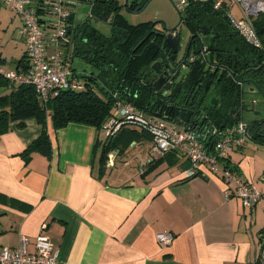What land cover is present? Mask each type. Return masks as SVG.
<instances>
[{"label":"crops","instance_id":"crops-1","mask_svg":"<svg viewBox=\"0 0 264 264\" xmlns=\"http://www.w3.org/2000/svg\"><path fill=\"white\" fill-rule=\"evenodd\" d=\"M3 7L15 14L20 59L26 47L22 20L1 3L0 14ZM16 58L7 68L0 56V67L15 70ZM24 121L0 136V245L15 248L21 234L33 242L44 235L56 250L53 264H255L264 238V186L256 182L263 167L255 158L232 157L239 174L261 193L250 208L239 197H226L235 188L220 177H188L191 166L183 160L170 157L143 173L140 162L150 142L109 155L102 172L108 135L91 124L55 129L49 118L51 155L25 157L42 125L35 117ZM164 232L174 234L167 246L158 239Z\"/></svg>","mask_w":264,"mask_h":264},{"label":"trees","instance_id":"trees-1","mask_svg":"<svg viewBox=\"0 0 264 264\" xmlns=\"http://www.w3.org/2000/svg\"><path fill=\"white\" fill-rule=\"evenodd\" d=\"M88 1L76 0L73 5ZM148 1H133L127 6L130 11L140 12ZM69 7L70 25L66 41L60 49L67 59V68L73 72L72 79L82 87L60 88L58 94L52 93L48 99H44L33 84L11 81L7 76L9 71L0 67V136L10 129L13 122L24 126V120L29 117H35L42 125L40 135L23 152L25 157H30L34 152L51 155L49 118L55 129L70 122L106 128L112 118H115L117 101L130 103L148 116L166 118L164 112L170 105L168 101L174 104L178 99L180 103L190 104L198 111L195 120L185 125L208 122L216 126H227L241 120L243 111L252 110V105H248L243 98L246 91L244 83H252L264 94V46L258 48L248 43L234 28L226 10L215 9L211 2H192L184 12L179 11L181 22L185 23L193 34L183 59L188 60L189 57L195 56L192 62L188 61L190 66L182 74L181 69L180 72H175L184 77L182 86H185V89L180 92L176 87L169 89L163 85L159 88L157 81L152 80L155 75L153 64L160 58L164 61L166 52H169L163 44L165 31L157 28L156 23H130L122 13L119 0H94L90 13L85 18L81 16L75 25V13L71 5ZM37 11L46 17L51 15L46 9L38 8ZM21 20L23 28V19ZM41 22L43 25L48 23L47 20ZM102 23L110 28V34L99 30L98 26ZM254 25L258 34L264 36L263 14L254 19ZM204 26L210 31L208 41L201 43L197 40L195 43V37L203 34ZM71 34L73 38L70 37ZM48 51L53 52L54 48L49 46ZM170 58L169 67L171 62L178 63L175 62L176 54ZM78 60L93 69L90 71L79 67L75 63ZM210 62H218L227 68L224 74L214 76L216 82L211 93L206 92L201 84V79L207 72L206 65ZM28 67L25 47V53L16 61L13 71L24 72ZM214 94L220 100L218 106L211 103L210 97ZM231 111L235 113L232 114ZM175 116V121L184 123L178 113H175ZM249 123L252 126L250 139L264 145V140L259 138L261 126L253 121ZM147 142H150L151 148L153 133L134 125H124L114 135L109 134L103 143L102 172L106 169L110 153L115 152V156L124 154L131 144ZM150 148L145 159L149 157ZM170 157L175 158L176 162L178 159H184L169 152L160 158L145 162L144 166H140V170L143 173L150 172ZM234 164L237 171V164Z\"/></svg>","mask_w":264,"mask_h":264},{"label":"built area","instance_id":"built-area-1","mask_svg":"<svg viewBox=\"0 0 264 264\" xmlns=\"http://www.w3.org/2000/svg\"><path fill=\"white\" fill-rule=\"evenodd\" d=\"M175 7L184 11L192 2H211L215 9L224 8L234 28L255 47L264 46V36H260L254 25V19L264 15V0H171ZM70 2V3H69ZM0 0V3L15 10L23 19V34L26 43V56L29 67L26 71H13L7 74L15 83H31L44 99L52 93L58 94L60 88L82 87L75 79L73 72L66 66V57L60 47L67 38L69 27L68 16L71 14L70 4L76 0ZM238 5L242 17L236 19L230 7ZM48 10L49 17L37 9ZM42 14V15H41ZM41 20H47L43 25ZM54 51L49 52L48 48ZM205 54V48H204ZM195 56L189 57L192 62ZM124 125H134L145 128L153 133V142L149 157L140 164L162 157L166 153H176L192 164L185 170L188 177L207 174L220 177L228 186L235 190H227L226 197L236 196L243 204L252 208L260 198V191L251 182L245 180L235 169L232 160L234 152L241 151L250 139L251 123L238 120L227 126H216L203 122L202 124L185 125L160 116H148L130 103L117 101L115 118L106 127L107 135H114ZM115 156V152L109 154ZM264 180V175L262 176ZM162 246H167L174 240V234L164 232L158 235ZM33 245V248L31 247ZM56 250L52 241L39 235L34 242L27 234H21L19 245L15 248L0 245V264H53L56 260ZM255 264H264L263 246Z\"/></svg>","mask_w":264,"mask_h":264},{"label":"rangeland","instance_id":"rangeland-1","mask_svg":"<svg viewBox=\"0 0 264 264\" xmlns=\"http://www.w3.org/2000/svg\"><path fill=\"white\" fill-rule=\"evenodd\" d=\"M133 1L141 2L142 0H119L120 4L122 5V13L125 15L128 21L133 24L152 21L156 23L155 25L157 28L163 30L176 28L181 37L179 58L182 59V57L185 55V51L190 41L192 32L185 23L181 22L179 13L180 10L175 7L171 0H149L142 11H130L127 4ZM70 5L75 13L74 24L76 25L80 21L82 16L81 8L79 7L80 4ZM238 7L239 6L237 5V8H233L232 10V13L236 17V19L241 18V14L238 10ZM230 9H232V7H230ZM2 12L3 14H0V56H3L7 59V68H11L12 60L16 57V59H19L22 53V44L18 43V30L16 29V25L12 24V18L15 16V14H13L8 8L5 7H3ZM70 37L73 38V35L71 34ZM201 40L203 42H207L208 36L202 35ZM76 63V65H78L79 67L82 65V67L87 70L91 71V69H93L89 65L81 63L79 60L76 61ZM184 71L185 70L182 69L181 73ZM261 96L262 94L260 92H254L247 94L245 99L246 102H248L252 99L258 100L261 98ZM241 118L246 122H252L255 118L254 112L252 110H245L243 111ZM102 129L106 131V128L102 127ZM147 151V147H144L143 152L145 153ZM247 156L255 158L258 162L261 163L260 166L262 165L263 168H260V175L264 174V145L258 144L254 140L249 139L247 140L246 145L242 149L241 153L234 152L232 154V157L235 160L237 158L241 159ZM178 160H183V164H185L186 167L188 164H190L192 168L191 162L186 158ZM262 176H259V178L256 180V182L259 183L260 186H264V180Z\"/></svg>","mask_w":264,"mask_h":264},{"label":"flooded vegetation","instance_id":"flooded-vegetation-1","mask_svg":"<svg viewBox=\"0 0 264 264\" xmlns=\"http://www.w3.org/2000/svg\"><path fill=\"white\" fill-rule=\"evenodd\" d=\"M192 35H191V37H192ZM202 35H206L209 38L210 31H209V34H206V33L203 32ZM174 36H178L179 39H180V43H181V37H180V34H179V32L177 30L174 31ZM195 40H196L195 43H197V40H199V38L195 37ZM168 50H169V52L171 51V53L166 52V59H164L165 62L163 61L162 58L156 60L155 63H158V64H156V67H153L155 75H154L152 80L154 82L157 81L156 84L158 86V81L161 78H163L164 79L163 85H165L169 89H172V87H176L177 91L180 92L182 89L183 90L185 89V86H182V82H183V78L184 77L181 76L182 73L181 74H178V73L175 74V72H178V70L180 72V69L181 70L182 69H184V70L187 69L190 66V63L188 64L189 60L183 59V57H182V59H180L179 58V52L178 53H174L171 48H168ZM173 54L177 55V59H176L175 62L178 61V63L177 64H172L173 62H171V67H169L170 66L169 59H171L170 57L173 56ZM206 70H207V72H205V75L201 79V84L204 85V87L206 89V92H210L211 93L213 91V88H214L215 82H216L214 76L216 74H218V75L224 74V72H226L227 68H225L224 65H219L218 62H216V63L210 62V63H208L206 65ZM167 71H168V73H167ZM244 84H245V90L246 91L243 94V98H245L247 94L254 93V92H260L259 90H257L253 86L252 83L246 82ZM260 93L262 94L261 98L258 99V100H253V99L251 101L249 100L247 102L248 105H252L253 102H256V101H259V100H264V94L262 92H260ZM188 95H190V94H188ZM215 95L216 94L212 95V97H210V100H211V103H213L215 106H218L220 104V100H219V98H217V95L216 96ZM168 103L170 104V105H168L169 108L167 107V109L164 112V114H165L166 118L169 119V120L175 121V119H173V118H176L175 113H178L180 118H181V116L183 114L190 113V115L188 116V118H189L188 120L189 121L188 122H184L186 124H190V123H192L195 120L196 116L198 115L197 109H194L193 107H191L190 104L189 105H185V104L180 103L178 99H176V102L174 101L175 105L173 103H171L170 100L168 101ZM252 111L254 112V117H255L253 119V123L261 126L260 127V132H259V136H260L259 138L264 140V130L261 131V128L264 126V112H262L260 115H255V111L253 109H252ZM231 113L234 114L235 111H231Z\"/></svg>","mask_w":264,"mask_h":264},{"label":"water","instance_id":"water-1","mask_svg":"<svg viewBox=\"0 0 264 264\" xmlns=\"http://www.w3.org/2000/svg\"><path fill=\"white\" fill-rule=\"evenodd\" d=\"M93 1L94 0H89L88 2H81L80 3L82 18H85L86 15L90 13L91 3ZM98 28H99L100 31L104 32L105 34H110L111 30L106 24L102 23V24H100L98 26ZM175 30H176V28L164 29L166 34H164L165 37H164L163 44H164L165 48H171L174 53H178L179 50H180L181 43H180L179 37L178 36H174V31ZM204 33L209 34V29L206 26H204ZM198 38H199L200 42L203 43L202 40H201V37L198 36ZM156 64H158V63H155L153 65V67H156ZM163 83H164V79L161 78L158 81V87L161 88ZM252 109L255 111V115H260L262 112H264V100H259V101L253 102ZM189 115H190V113L183 114L181 116V119L184 122H188L189 121L188 120L189 119L188 118ZM262 130H264V126L261 128V131Z\"/></svg>","mask_w":264,"mask_h":264}]
</instances>
